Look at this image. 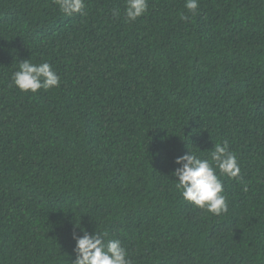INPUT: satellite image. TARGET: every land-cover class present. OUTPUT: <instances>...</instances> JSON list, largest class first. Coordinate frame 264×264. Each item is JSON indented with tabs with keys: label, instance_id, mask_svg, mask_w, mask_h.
Here are the masks:
<instances>
[{
	"label": "trees",
	"instance_id": "16d2710c",
	"mask_svg": "<svg viewBox=\"0 0 264 264\" xmlns=\"http://www.w3.org/2000/svg\"><path fill=\"white\" fill-rule=\"evenodd\" d=\"M184 4L127 22L125 0H0V264H72L76 222L133 264H264V0ZM25 59L60 86L19 90ZM225 140L244 181L220 177L216 216L172 173Z\"/></svg>",
	"mask_w": 264,
	"mask_h": 264
},
{
	"label": "clouds",
	"instance_id": "9594fccd",
	"mask_svg": "<svg viewBox=\"0 0 264 264\" xmlns=\"http://www.w3.org/2000/svg\"><path fill=\"white\" fill-rule=\"evenodd\" d=\"M63 14H84L86 0H54ZM149 0H125L124 16L127 22H134L148 11ZM186 14L181 16L185 22L189 14L196 15L199 0H185ZM113 16L119 17L118 9L112 10ZM14 85L23 92L38 93L41 89L58 88L61 78L49 62L33 63L31 59L19 61L18 70L12 75ZM178 165L172 175L178 181L175 187L182 197L194 206L213 215L228 212V201L224 194L221 176L244 181L237 155L230 150L229 141L215 143L210 159L202 158L191 149L188 153L177 156ZM245 191L247 187L245 186ZM75 227L83 232H73L76 241L74 252L76 259L72 264H133L129 252L119 239H106L107 233L96 231L90 233L82 225Z\"/></svg>",
	"mask_w": 264,
	"mask_h": 264
}]
</instances>
